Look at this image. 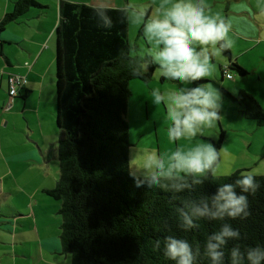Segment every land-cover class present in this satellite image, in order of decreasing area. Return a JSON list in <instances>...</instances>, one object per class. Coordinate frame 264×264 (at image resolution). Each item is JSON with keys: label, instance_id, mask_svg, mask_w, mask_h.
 <instances>
[{"label": "trees", "instance_id": "16d2710c", "mask_svg": "<svg viewBox=\"0 0 264 264\" xmlns=\"http://www.w3.org/2000/svg\"><path fill=\"white\" fill-rule=\"evenodd\" d=\"M38 7L35 0H17L0 22V32L8 22ZM94 8L63 0L58 5L55 94L59 177L55 187L45 193L59 203L60 252L70 256L71 264H168L155 243L176 231V207L201 194L211 195L216 185L209 178L179 197L158 189L135 188L129 175L128 85L132 79L149 82L156 68L149 67L140 77L130 75L128 62L141 56L130 54L128 18L121 9L110 8L114 27L104 32L96 26ZM224 54L230 59L229 49ZM228 69L246 74L235 62L230 61L223 74L229 75ZM234 99L246 118L264 120L253 95L239 91ZM223 137L221 132L214 144L217 149ZM240 173L220 177L217 182H231ZM257 178L264 184V176ZM249 205V217L233 221V226L240 230L242 244L264 243V187L249 197ZM194 223L190 232L177 234L187 238L195 250L221 222ZM200 264H207L203 257Z\"/></svg>", "mask_w": 264, "mask_h": 264}, {"label": "clouds", "instance_id": "9594fccd", "mask_svg": "<svg viewBox=\"0 0 264 264\" xmlns=\"http://www.w3.org/2000/svg\"><path fill=\"white\" fill-rule=\"evenodd\" d=\"M110 11L103 5L92 10L99 30L113 29ZM121 12L142 23V35L149 45L143 56L128 62L130 75L140 77L155 66L159 77L176 83L174 90L153 89L151 103L163 104L166 109L169 141L191 144L186 149L177 146L167 154L131 149L130 161L138 163V168L129 172L135 188L158 189L179 197L209 178L216 185L211 195L201 194L176 207V231L157 240L155 247L168 264H200L201 257L207 264H264V243L242 244V234L232 223L249 217V197L264 187L259 174L251 170L231 182H217L231 175L221 168L219 150L209 141L195 142L209 135L221 117L222 91L205 81L215 70L214 58L235 43L231 19L212 13L206 0H159L147 17L143 12L131 17L123 9ZM198 220L221 223L205 237L202 247L194 250L192 243L177 233L190 232Z\"/></svg>", "mask_w": 264, "mask_h": 264}, {"label": "rangeland", "instance_id": "374dc122", "mask_svg": "<svg viewBox=\"0 0 264 264\" xmlns=\"http://www.w3.org/2000/svg\"><path fill=\"white\" fill-rule=\"evenodd\" d=\"M158 2L159 0H133L127 9L128 16L143 12L147 17L152 14ZM206 3L212 13H219L224 18L230 16L233 9L248 11L251 16L244 14L243 17L247 18L250 27H256L254 36L264 41V0H206ZM128 42L131 55L143 56L149 45L142 35V23L129 19ZM246 45L242 43L241 48H238L235 42L233 47L229 48L232 56L236 57L232 59H237L236 62L246 73L239 75L236 70L228 69L233 80L222 76L223 71L230 66L231 57L228 59L223 53L222 56L214 58L215 70L205 82L222 91L224 103L221 117L209 135L198 137L195 142L209 141L215 144L223 132V141L218 148L222 170L231 174L236 171L255 170L258 176H264V120L246 118L241 113L242 106L234 99L239 91L251 94L264 114V42L254 49H247V53L241 55L238 51ZM6 78L4 76L0 85L1 95H8L5 90ZM128 87L130 96L125 116L128 123V141L131 145L128 152L130 172L138 168V163L130 161L131 149L158 150L167 154L177 146L185 149L191 146L188 141H179L178 145L169 141L166 109L163 104L151 103L153 89L174 90L175 82L159 77L155 70L149 82L132 79ZM9 112L13 113L14 110ZM12 122L16 126L21 125L13 118ZM36 152L40 156L38 149ZM9 153L18 154L21 151L19 148H13ZM12 168L16 172L15 167ZM29 169L28 171L27 168L19 166L18 173L11 177L4 175L5 169L0 161V213L3 215L0 218V264H71L70 256L62 254L60 250H53V245L57 244L61 249L60 216L56 214L59 203L48 197V201L40 200V195L37 194L38 186L51 185V179L45 177L43 180L36 168ZM32 210L38 215L35 220L28 215ZM44 241L50 242L51 250L42 246L41 242Z\"/></svg>", "mask_w": 264, "mask_h": 264}, {"label": "crops", "instance_id": "0c3cea01", "mask_svg": "<svg viewBox=\"0 0 264 264\" xmlns=\"http://www.w3.org/2000/svg\"><path fill=\"white\" fill-rule=\"evenodd\" d=\"M16 1L0 0V22L5 14L12 10ZM35 1L41 7L30 8L16 20L8 22L0 32V85L6 76V86H4L8 93V77L10 75L24 76L26 80L25 88L12 99L13 106L11 109L6 108L7 102L10 100L8 95L0 94V161L5 169L4 175L15 177L19 166H23L28 171L31 167L36 168V172L42 176L43 180L45 177L50 178L51 185L40 184L37 188L40 200L48 201L46 197H50L45 191L54 188L59 177L57 151L59 131L56 125L55 94V28L59 19V1ZM63 1L93 7L103 5L108 8L127 10L133 0ZM231 13L227 19H231L233 24L232 36L234 41L237 42L238 48H241L242 43L247 44V48L238 51L244 55L247 53V49H254L264 41L254 36L256 27H250L247 24V18L243 17L244 14L251 16V13L244 9H233ZM230 57L231 61L238 64L237 59L233 60L236 57H233L231 52ZM11 110L14 112L10 113ZM12 118L21 125L16 126L12 122ZM13 148H19L21 153H9V150ZM36 149H38L41 157L38 156ZM12 166L15 167L16 172ZM16 211L18 212V210ZM28 215L34 220L38 217L34 210ZM2 216L0 213V218ZM41 244L50 250L52 249L49 241L41 242ZM53 250L61 251L58 244L53 245Z\"/></svg>", "mask_w": 264, "mask_h": 264}, {"label": "built area", "instance_id": "2783aa9c", "mask_svg": "<svg viewBox=\"0 0 264 264\" xmlns=\"http://www.w3.org/2000/svg\"><path fill=\"white\" fill-rule=\"evenodd\" d=\"M60 1V0H59ZM226 79H232L226 72L223 74ZM26 85L24 76L10 75L8 77V97L10 100L7 102L6 108L11 109L13 106L12 99L15 98L19 91L22 90Z\"/></svg>", "mask_w": 264, "mask_h": 264}, {"label": "water", "instance_id": "95a60500", "mask_svg": "<svg viewBox=\"0 0 264 264\" xmlns=\"http://www.w3.org/2000/svg\"><path fill=\"white\" fill-rule=\"evenodd\" d=\"M222 76H223V74H222Z\"/></svg>", "mask_w": 264, "mask_h": 264}]
</instances>
